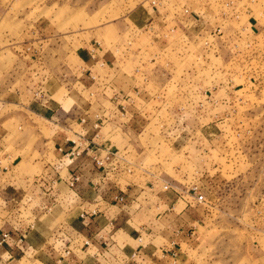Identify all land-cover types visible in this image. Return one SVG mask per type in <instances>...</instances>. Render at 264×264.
<instances>
[{"label": "crops", "instance_id": "0c3cea01", "mask_svg": "<svg viewBox=\"0 0 264 264\" xmlns=\"http://www.w3.org/2000/svg\"><path fill=\"white\" fill-rule=\"evenodd\" d=\"M131 2L121 16L84 36L61 31L50 19L0 33L29 70L43 67L53 74L49 83L76 85V94L68 97L28 98L20 91L12 101L2 98L13 110L0 120V237L9 233L0 246V264H183L195 248L194 227L203 213L186 194L164 191L156 178L149 182L132 173L128 157L152 151L141 140L147 116L135 109L131 114L132 103L123 104L132 97L145 102L140 84H165L154 74L157 64L151 70L141 65L142 50L151 62L197 56L190 46L206 28L207 6L198 0ZM8 10L0 0V25L14 24L16 16ZM21 34L19 50L14 43ZM76 37L83 43L77 48ZM72 55L75 64L69 65ZM196 62L185 65L180 76L173 61L169 83L196 84L190 76L197 72L198 84L207 85V65ZM187 138L177 135L170 141L173 149L189 146ZM69 188L75 204L56 213L70 228L56 236L48 219L39 223L46 214L30 225L36 215H25L23 208ZM64 232L70 237H62Z\"/></svg>", "mask_w": 264, "mask_h": 264}, {"label": "rangeland", "instance_id": "374dc122", "mask_svg": "<svg viewBox=\"0 0 264 264\" xmlns=\"http://www.w3.org/2000/svg\"><path fill=\"white\" fill-rule=\"evenodd\" d=\"M198 1L207 6V23L190 49L197 51V66L207 65V85L198 84L202 78L197 72L190 76L196 84L169 83L173 81V61L181 68V76L182 69L193 63V56L180 60L167 56L153 63L142 50L141 65L151 70L157 64L154 74L159 73L165 84H140L145 102L140 104L139 97H132L123 104L132 103L131 114L135 109L147 116L141 140L152 151L133 153L128 159L134 162L132 173L139 178L149 182L156 178L158 188L180 191L201 209L203 216L194 227L196 246L188 259H182L183 264H264V0ZM3 2L16 18L14 24L10 20V24L0 25V33L16 32L18 26L21 32L25 25L39 26L50 19L61 31H80V36L118 18L135 4L131 0ZM22 42L21 34L14 43L19 50ZM82 44L76 37L75 47ZM9 45L8 40H0V120L13 110L2 98L12 101L20 91L28 98L76 94V85L65 84L67 80L49 83L53 74L43 67L29 70L27 60L9 51ZM73 58L69 56V65L75 64ZM182 78L187 80L185 75ZM18 79L19 84H11ZM179 134L190 139L181 151L170 142ZM7 162L3 160V164ZM70 188L67 194H56L60 193L56 190L45 195L40 206L23 208L25 215H36L30 225L46 214L39 223L48 219L53 233L70 228L56 213L75 204ZM200 194L202 201L198 200ZM65 233L61 236L70 237ZM65 240L70 245V239Z\"/></svg>", "mask_w": 264, "mask_h": 264}, {"label": "built area", "instance_id": "2783aa9c", "mask_svg": "<svg viewBox=\"0 0 264 264\" xmlns=\"http://www.w3.org/2000/svg\"><path fill=\"white\" fill-rule=\"evenodd\" d=\"M188 11V10H187ZM102 160H98V163L99 164H102ZM76 179V178H75ZM74 181H76V180H73V182H72V186H73V184H74ZM197 189V187H195L194 188V190H196ZM193 190V191H194ZM204 199V196H203V194H200L199 196H198V200L199 201H202ZM9 238V233H4V234H2L1 235V237H0V246H2L5 242H6V240Z\"/></svg>", "mask_w": 264, "mask_h": 264}]
</instances>
